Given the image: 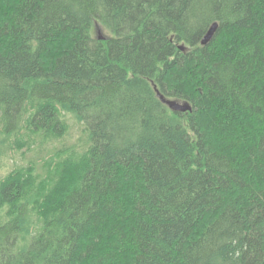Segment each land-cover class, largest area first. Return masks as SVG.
Segmentation results:
<instances>
[{
    "label": "trees",
    "instance_id": "1",
    "mask_svg": "<svg viewBox=\"0 0 264 264\" xmlns=\"http://www.w3.org/2000/svg\"><path fill=\"white\" fill-rule=\"evenodd\" d=\"M51 145L0 264H264V0H0V167Z\"/></svg>",
    "mask_w": 264,
    "mask_h": 264
},
{
    "label": "rangeland",
    "instance_id": "2",
    "mask_svg": "<svg viewBox=\"0 0 264 264\" xmlns=\"http://www.w3.org/2000/svg\"><path fill=\"white\" fill-rule=\"evenodd\" d=\"M101 33L104 34L105 36L108 35L107 31L101 29ZM97 36V30L95 29V33ZM180 105H183L182 102L177 101ZM79 138V131L77 127L73 131V140L77 141ZM73 141V142H74ZM59 146V145H57ZM53 146L51 145L49 148L47 147L46 150L40 152L37 150L39 147L32 151H27L26 149H23V152L21 151H15L14 153H10L7 160L4 159L1 167H0V179L6 176L8 173L13 171L15 166H30L28 164L30 161H34V165L37 168V171L39 173H43L44 171V164L46 160H51L55 159L53 153ZM32 164V163H31ZM45 172V171H44Z\"/></svg>",
    "mask_w": 264,
    "mask_h": 264
},
{
    "label": "water",
    "instance_id": "3",
    "mask_svg": "<svg viewBox=\"0 0 264 264\" xmlns=\"http://www.w3.org/2000/svg\"><path fill=\"white\" fill-rule=\"evenodd\" d=\"M218 24L215 23L211 26V28L209 29V31L207 32V34L205 35V37L203 38L201 44L203 46L209 44L211 42V40L213 39L217 29H218ZM97 30V38L98 40H107V36H105L104 34L101 33V28L99 26H97L96 28ZM181 49H184L183 47H181ZM159 98L166 104L168 105L171 109H173L174 111H191L192 108L188 103H183V105H180L176 100H169L166 99L164 96H162L160 93H158Z\"/></svg>",
    "mask_w": 264,
    "mask_h": 264
}]
</instances>
